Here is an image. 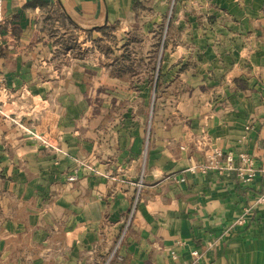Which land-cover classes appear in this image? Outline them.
<instances>
[{"label": "crops", "instance_id": "0c3cea01", "mask_svg": "<svg viewBox=\"0 0 264 264\" xmlns=\"http://www.w3.org/2000/svg\"><path fill=\"white\" fill-rule=\"evenodd\" d=\"M133 2L2 0L0 139L49 144L0 150V264H102L115 247L109 264H264V179L198 169L212 148L264 163V52L236 38L202 50L185 93L158 104L152 143L143 69L131 86L90 88L62 44L69 27L122 23ZM183 63L174 50L158 72ZM119 87L140 91L134 115L84 93Z\"/></svg>", "mask_w": 264, "mask_h": 264}, {"label": "rangeland", "instance_id": "374dc122", "mask_svg": "<svg viewBox=\"0 0 264 264\" xmlns=\"http://www.w3.org/2000/svg\"><path fill=\"white\" fill-rule=\"evenodd\" d=\"M133 3L134 10L122 23L115 21L101 28L69 27L62 44L70 55L83 61L90 88L93 81H98L97 77L107 87L110 82L130 85L139 80L143 69L151 86L148 115L149 140L153 143L156 138H150L160 115L158 104L164 99L171 103L173 98L185 93L183 86L188 80L187 74L182 72H188V68L195 65L202 50L220 51L219 46L227 44L228 40L234 42L231 38H236L238 42L254 44L259 52H264V0H134ZM51 32L55 35L58 30L51 28ZM174 50L181 54L184 62L180 69L182 76L178 69H164L162 74L159 73L162 57ZM98 66L100 69L96 70ZM181 77L185 81L180 80ZM156 78L160 81V89H154ZM99 92L105 101L109 98L121 100L117 106L103 107L104 113L114 116L129 112L134 115L140 110L137 103L128 106L130 100L140 98V91L119 87L116 91L89 89L84 93L86 98L95 99ZM70 94L74 98L80 97V92ZM30 140L35 138L27 135L18 143L13 139H0V150H17L19 146L27 150ZM35 142L43 147L49 144L48 139L38 138Z\"/></svg>", "mask_w": 264, "mask_h": 264}, {"label": "built area", "instance_id": "2783aa9c", "mask_svg": "<svg viewBox=\"0 0 264 264\" xmlns=\"http://www.w3.org/2000/svg\"><path fill=\"white\" fill-rule=\"evenodd\" d=\"M3 20L2 0H0V23ZM198 169L203 173L212 171L217 174H230L234 172L237 179L244 183L250 182L256 175L264 179V163L257 165L254 158L246 152H234L220 148L210 149L205 162L199 165ZM256 202L264 205V191L258 194ZM245 222L243 215L236 219L237 224L243 225ZM113 258H120L117 255L116 247L108 254L102 264H109Z\"/></svg>", "mask_w": 264, "mask_h": 264}]
</instances>
